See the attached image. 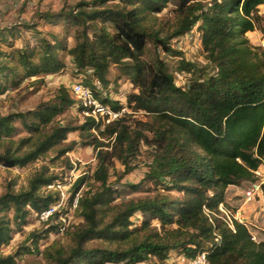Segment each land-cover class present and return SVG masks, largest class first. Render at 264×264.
Wrapping results in <instances>:
<instances>
[{
    "label": "trees",
    "instance_id": "obj_1",
    "mask_svg": "<svg viewBox=\"0 0 264 264\" xmlns=\"http://www.w3.org/2000/svg\"><path fill=\"white\" fill-rule=\"evenodd\" d=\"M170 4L174 5V25L167 30L154 28L150 20ZM262 4L264 0H80L69 9L46 14V18L63 16L77 27L71 47L66 39L54 37L51 43L39 37L32 48L22 45L7 55L0 52V56H10L0 62V95L25 77L64 69L59 51H66L76 72L90 71L95 76L99 86L96 83L90 88L115 111L123 105L107 93L100 94L109 83L110 67L117 66L136 89L126 98L133 113H121L105 125L85 115L77 125L61 123V116L70 108L83 110L63 85L51 99L40 101L31 110L0 113V165L4 168L25 167L49 152L55 155L53 159L64 156L76 144H65L74 131L82 144L92 145L95 151L96 166L90 179L98 187L78 197L77 209L84 221L70 233L74 245L67 251L57 247L54 252H43L53 264H136L150 257L158 260L152 264H168L172 250L181 252L187 261L204 252L209 264H264V240L254 241L248 227L237 220L233 228L228 227L218 209L224 203V188L252 180L249 171L264 160V55L254 50L247 37L259 27L258 7ZM25 26L35 29L32 24ZM190 32L198 36L209 71L196 68L170 43ZM1 40L5 38L1 36ZM164 56L180 57L174 69ZM182 71L192 74L184 86L175 83V72ZM136 113L151 119H134ZM16 122L26 135H18ZM178 127H186L192 142L210 158L240 162L247 174L235 178L229 166H222L221 174L216 175L211 162ZM146 132H153L155 140L145 177L165 182L167 190L182 197L139 199L110 207L114 189L108 182L109 168L117 160L123 166L119 178L129 173L142 142L147 141ZM66 164L70 168L67 158ZM85 177L71 185L70 205ZM56 180L57 175L40 170L24 190L7 189L0 194V246L11 240L12 223L20 228L30 213L58 202L57 191L39 193ZM261 191L264 195V183ZM102 208L113 212L107 221L98 217ZM11 210L12 222L5 218ZM62 212L51 218L58 220ZM137 212L145 218L144 231L153 218L161 228L177 227L165 231L164 237L150 229L140 239L130 240L129 218ZM62 226L61 222L52 224L57 230ZM92 239L129 241L123 247L85 248ZM0 264H14L13 256H0Z\"/></svg>",
    "mask_w": 264,
    "mask_h": 264
},
{
    "label": "rangeland",
    "instance_id": "obj_2",
    "mask_svg": "<svg viewBox=\"0 0 264 264\" xmlns=\"http://www.w3.org/2000/svg\"><path fill=\"white\" fill-rule=\"evenodd\" d=\"M80 0H0V52L4 54L11 53L22 45L32 48L37 44L39 37L48 39L51 43L54 42V37L57 40L66 39L68 47L74 44V33L76 26L72 25L65 17H51L46 18V14L59 13L64 9H69ZM90 1V0H85ZM258 13L261 15L259 27L252 32L247 33V37L254 50L259 54L264 55V4L258 7ZM154 28L164 27L165 30L170 29L174 25V5L170 4L167 8L152 18ZM34 25L35 29H29L25 26ZM164 30V31H165ZM1 36L5 40H1ZM172 45L176 46L182 51L186 60L194 63L196 68L202 72L209 71L210 64L205 59L202 48L198 44V36L194 33L193 40H187L182 37H175L171 40ZM163 54V53H162ZM60 59L63 60L65 67L57 73L36 75L25 77L17 87L9 88L4 94L0 95V113L7 114L9 112L27 111L34 108L40 101L49 100L53 97L56 90L60 86H65L71 94V85L76 81L87 83L88 86L98 85L95 76L90 71L76 72L74 64L71 62L70 56L66 51H59L57 53ZM10 56H0V62L9 59ZM179 56H164L168 65L174 69L177 65ZM10 60V59H9ZM13 63V62H12ZM15 64V63H14ZM192 77L189 72H175V83L184 86ZM109 83L107 87L103 88L100 94L107 93L112 101H116L123 105L121 113H133L130 107L126 104V98L130 93L136 91L132 82L126 75L118 69L117 66L112 65L108 74ZM87 81V82H86ZM99 86V85H98ZM99 90V89H98ZM84 114L77 110V108H70L60 118L61 123L69 122L72 125H77L83 121ZM134 119L150 120L151 116L142 113H136ZM131 120V119H129ZM15 125L18 127V135H26L27 133L22 129L19 122ZM184 138L192 142L189 131L186 127H178ZM147 141H143L140 146L139 154L131 162L133 169L119 178L123 166L117 161H114L112 167L109 168L108 182L112 189H114L113 200L110 201V207H117L129 201H137L139 199H152L154 197H167L169 199H180L182 194L174 190H167L165 182L158 180H150L145 177L149 171L151 161L152 147L151 143L155 138L153 132H146ZM76 141L73 149L65 153L64 156L53 159L55 156L49 152L45 157H39L25 167L4 168L0 165V194L7 189L18 191L27 188L29 180L40 170H45L46 174L57 175L59 180L51 183L52 187H42L39 193L45 194L49 191L59 192L60 200L58 204L60 210L63 211V220L58 218H48L41 220L36 214L30 213L25 218V223L20 228L12 223L11 227L14 229L12 238L7 244L0 246V256H13L14 264H53V262L44 256V251L49 249V252L59 247L66 251L69 247L74 245V240L71 231L75 227L83 223V217L76 207L70 205L68 196L70 195L71 185L76 179L85 175V181L79 187L76 193L77 197L83 195L87 190H95L98 184L90 179L95 166L96 157L92 145H84L80 142L79 133L77 131L68 134L65 144ZM107 142V140H105ZM192 144L198 149L202 157L208 159L216 175L221 174V167H230L232 177H244L247 171H243L237 162L234 164L230 159H218L209 157L203 150L198 148L193 142ZM66 158L69 161L70 168L66 164ZM261 164V163H260ZM259 164V165H260ZM252 180L255 179L254 171ZM248 172V173H249ZM250 181V180H249ZM54 183H60L57 186ZM56 185V186H55ZM75 198V196H74ZM28 208V207H27ZM112 211H106L102 208L98 217L107 221L112 216ZM13 211H9L5 216L6 219L12 222ZM143 215L140 212L135 213L129 218V229L131 230L130 240H138L144 234H147L150 229L159 237L165 236V231L172 230L177 227L175 224L166 225L161 228L157 219L153 218L150 221V227L145 231L142 229ZM244 220L242 219V222ZM61 222L65 229L57 230L52 227V224ZM243 224V223H242ZM249 228V227H248ZM250 231V230H249ZM36 234V236H32ZM106 241L103 239H92L84 244L85 248H114L126 246L129 241ZM157 258L150 257L149 259L136 264H152L157 262ZM166 262L168 264H190L183 254L178 250H172L167 255ZM74 264H87L85 261H78ZM115 264V263H105ZM117 264V263H116ZM127 264V263H119Z\"/></svg>",
    "mask_w": 264,
    "mask_h": 264
},
{
    "label": "built area",
    "instance_id": "obj_3",
    "mask_svg": "<svg viewBox=\"0 0 264 264\" xmlns=\"http://www.w3.org/2000/svg\"><path fill=\"white\" fill-rule=\"evenodd\" d=\"M182 38H186L187 40H193L194 34L192 32L186 33L182 36ZM102 92V91H101ZM71 94L73 98L76 99V101L83 107L82 113L85 116H91L94 118L96 122L101 121L102 125L108 124L114 119H116L118 116L121 115V109L120 111L113 110L109 105L103 104L95 95L90 86L84 85L80 81H76L71 85ZM255 179L250 182V185L248 186V189L245 191V199L251 200L254 195L261 191V185L264 183V177L261 176L258 172V170L254 171ZM57 186H59L60 183H54ZM55 185V186H56ZM53 185L49 184L48 187H52ZM60 200V199H59ZM58 200V202H59ZM77 200L78 197L75 196V198L72 201V207L77 206ZM58 202L54 205H50L49 207L40 210L38 213H36L37 216L40 217L41 220H47L48 218L53 217V215L60 211V204ZM220 217L224 220V222L227 224L228 227L233 228V221L237 220L240 223H243L246 227H248V223L246 221L242 222V219H239L236 212L232 211L230 208H228L224 203H220L218 206ZM61 220H63L62 213L59 215ZM64 221V220H63ZM60 228V230L65 229L64 224ZM252 238L254 241H257L256 237L252 235ZM190 264H209L206 260L205 253L202 252L198 254L194 259L188 261Z\"/></svg>",
    "mask_w": 264,
    "mask_h": 264
},
{
    "label": "crops",
    "instance_id": "obj_4",
    "mask_svg": "<svg viewBox=\"0 0 264 264\" xmlns=\"http://www.w3.org/2000/svg\"><path fill=\"white\" fill-rule=\"evenodd\" d=\"M264 177V160L258 166ZM250 181H243L238 185H228L224 188V204L236 212L239 219L248 223V229L257 241L264 240V195L258 191L251 200L245 199V191Z\"/></svg>",
    "mask_w": 264,
    "mask_h": 264
}]
</instances>
